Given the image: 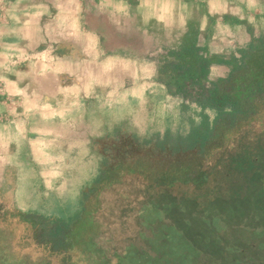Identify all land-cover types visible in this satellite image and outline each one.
<instances>
[{
    "label": "crops",
    "instance_id": "0c3cea01",
    "mask_svg": "<svg viewBox=\"0 0 264 264\" xmlns=\"http://www.w3.org/2000/svg\"><path fill=\"white\" fill-rule=\"evenodd\" d=\"M232 29L264 34V0H0V199L68 216L100 168L95 143L165 89L157 70L194 50L204 78L223 77L241 57H219Z\"/></svg>",
    "mask_w": 264,
    "mask_h": 264
},
{
    "label": "rangeland",
    "instance_id": "374dc122",
    "mask_svg": "<svg viewBox=\"0 0 264 264\" xmlns=\"http://www.w3.org/2000/svg\"><path fill=\"white\" fill-rule=\"evenodd\" d=\"M224 33L231 37L228 38V43L219 53V57L231 59L232 52L241 54L236 50L232 40L233 36L249 37L250 41L245 43V48L250 46V44L246 45L249 42L254 44L250 55H247L245 59L240 57V62H236L240 65L237 69L231 71V63L223 64L229 67L230 71L220 78L230 76L232 82L230 80L226 83L228 90L237 96H242L249 82L254 81L256 76H264V46L257 40L263 33L251 29L225 30ZM219 39L221 38H217L218 44H220ZM172 60L157 70V78L154 80L164 83L163 92L159 94L147 93L143 95L142 102L129 103L126 122L121 126L111 128L112 131L117 128L119 133L116 137H112L113 140L110 143H106L107 162L117 167L114 165L118 163L119 154L117 152L125 150V148H120L123 146V141L121 142L120 139H123L131 144L130 146L127 144L130 149L127 151L134 150L139 161L146 168L151 167L150 171L152 172L146 173L152 180L144 177V181L150 182L149 186H152L155 192L165 190V193L156 194V204L160 207L147 211L154 212L156 215L151 229L152 238L156 239L154 245L158 249L170 248L179 253L176 259L171 263L168 261L166 264L187 262L194 256L195 248L197 250L198 246L200 248L202 245L209 244L210 239L207 237L216 238L218 242L215 243L221 245L222 250H235V261L237 262L264 264V102H261L263 105H260L257 116L256 114L252 116L254 118H252L250 126H240L241 121H237L236 125L232 126L233 128L230 127L224 131L225 124L221 126L216 124L213 137L202 153L197 150L171 153L169 149H160L156 145L157 140H161L167 135L168 143L182 142L185 140L189 128L200 122L203 114L208 120H211L216 113L213 108L202 107L199 103L201 87L187 85L183 90L176 88L171 77L180 72L181 68L176 66L180 59ZM187 63L189 64L188 61ZM195 65L193 64V67ZM217 79L202 78L200 83L208 89ZM101 129L104 130V128H96L97 131ZM241 130L243 131L241 132ZM122 133L127 134L126 137H120L119 135H123ZM168 143L166 144L168 145ZM96 144L98 153L103 144L98 142ZM111 144L115 145L111 146ZM221 146L234 148V150L225 154L219 151ZM99 157L97 162L101 160V154ZM199 159L203 161L199 163ZM120 176L121 168L118 167L110 171L109 179L114 182L113 180H118ZM197 178H203V183H196ZM176 180H179L177 183L181 187L178 195L169 192L168 189L171 185L177 186ZM133 185L136 184H132L130 187ZM140 185L145 186L144 183H140ZM121 186L123 185H117L113 190L107 192L109 198L114 199L115 193L118 192L117 187ZM171 188L176 189L175 187ZM192 190L194 193L199 192L203 195H192ZM31 198L33 202L35 200L34 192L31 194ZM90 201L94 203L93 197ZM245 202L244 205H251L246 207V212L240 213L241 205ZM9 204L6 196L0 199V258L3 259L15 255L8 226L1 225V222L5 224L7 220L11 221L8 218L11 212ZM237 205V212L234 210L231 215L230 208L237 207ZM62 214L60 212L58 216ZM145 215L149 217L148 213ZM253 215L257 221L253 220ZM224 221L227 222L223 224ZM22 231L19 229L15 233H22ZM189 233L194 236L192 239H190ZM200 250L202 252L197 254L190 264H227L220 257L219 247L208 248V250L203 247ZM165 258L171 260L172 255L165 254ZM28 259L32 261L29 257ZM161 261L164 263V258H161ZM3 263L5 262L0 261V264Z\"/></svg>",
    "mask_w": 264,
    "mask_h": 264
},
{
    "label": "trees",
    "instance_id": "16d2710c",
    "mask_svg": "<svg viewBox=\"0 0 264 264\" xmlns=\"http://www.w3.org/2000/svg\"><path fill=\"white\" fill-rule=\"evenodd\" d=\"M257 40L264 46V34ZM253 46L254 44L250 43L248 48L240 50L241 59H245L247 55H250ZM178 59L180 61L176 66L181 68L180 72L171 77L176 88L183 90L187 85L201 87L199 103L202 107L213 108L216 113L211 120H208L206 115L203 114L201 121L189 128L185 140L182 142L168 143L166 141L167 135H165L161 140L156 141L158 148L169 149L171 153L194 152L196 150L202 153L213 137L216 124H220V126L225 124L224 131L230 127L233 128L232 126L237 121H241L240 126H250V122L254 118L252 116L255 114L257 116L260 105H263L261 102H264V76H256L254 81L246 85L243 95L237 96L227 88L226 83L231 80L230 76L218 78L212 82V86L208 89L202 86L200 80L205 77L206 68L210 62L209 58L191 50L189 54H179L173 60ZM229 61L232 64L231 71L240 67L236 60ZM193 64L196 65L193 67ZM118 133L119 131L116 128V130L101 138V141H97L103 144L101 149L98 150L101 154L100 169L95 177L81 188L77 197V204L72 213L65 217H56L36 211L14 210L8 216L11 221L7 220L6 223L9 224L6 225V223L1 222L4 227L8 226L15 250L14 256L6 259L0 258V261L5 262L3 264H166L168 261L171 263L178 257L179 253L176 250L170 248L158 249L154 245L156 239L152 238L153 232L151 229L156 215L154 212L147 210L160 207L156 204V194L165 193V190L155 192L154 188L149 186L150 182L144 181V177L150 181L152 180L151 177L147 176V173L152 172L150 171L151 167L146 168L134 154V150L128 152L127 144L129 142H125L123 139H120L121 142L123 141V146L119 147L125 148V150L117 152L119 154L118 163L114 164L117 167L107 162L106 143H110L113 140L112 137H116ZM126 135L119 136L126 137ZM96 143L95 146L97 147ZM124 145L126 146L124 147ZM130 145L128 144V146ZM231 150H234V148L221 146L219 151L228 154ZM199 160V163L203 161ZM118 167L121 168V176L118 180L115 179L112 182L109 179L110 171ZM195 181L202 184L203 178H197ZM153 182L155 183L156 180L154 179ZM177 182L179 180H176L177 186L171 185L168 189L169 192L178 195L181 187ZM140 183H144L145 186H141ZM132 184L136 185L130 187ZM117 185L123 186L117 187L118 192L115 193L114 199L109 198L107 192L113 190ZM157 187L156 190H158ZM171 187L176 189L173 190ZM215 193L217 195V192ZM191 194L203 195L199 192L194 193V190ZM92 197L94 203L90 201ZM244 204L246 202L241 205V209L239 208L240 213L246 212V207L251 205ZM236 208H238V205L232 209L230 208L231 215L234 210L237 212ZM146 213L149 217L145 215ZM253 220L257 221L255 216ZM225 222L227 221H224L223 224ZM19 229L23 230L22 233H15ZM190 233L189 236L192 239L194 236H191ZM207 238L210 239L209 244L207 246L202 245L200 248L198 246L197 250L193 246L195 248L194 256L182 264L193 262L194 257L202 252L200 249L203 247L206 250L219 247L220 257L224 263H243V261H235V250L223 249V251L220 248L221 245L215 243L218 242L216 238ZM228 248L230 249V247ZM165 254H171L172 259H166ZM161 258H164V263Z\"/></svg>",
    "mask_w": 264,
    "mask_h": 264
}]
</instances>
